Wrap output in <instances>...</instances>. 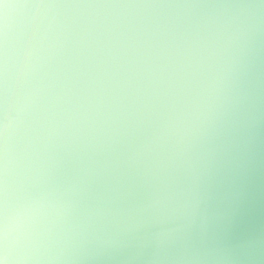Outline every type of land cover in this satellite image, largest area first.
I'll use <instances>...</instances> for the list:
<instances>
[{
  "label": "clouds",
  "instance_id": "9594fccd",
  "mask_svg": "<svg viewBox=\"0 0 264 264\" xmlns=\"http://www.w3.org/2000/svg\"><path fill=\"white\" fill-rule=\"evenodd\" d=\"M0 264H264V0H0Z\"/></svg>",
  "mask_w": 264,
  "mask_h": 264
}]
</instances>
